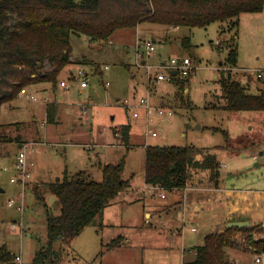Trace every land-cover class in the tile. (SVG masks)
I'll use <instances>...</instances> for the list:
<instances>
[{
	"label": "rangeland",
	"instance_id": "1",
	"mask_svg": "<svg viewBox=\"0 0 264 264\" xmlns=\"http://www.w3.org/2000/svg\"><path fill=\"white\" fill-rule=\"evenodd\" d=\"M10 21L14 23L16 17L12 15ZM183 35L190 36V45L187 47L180 43ZM145 39H152L155 45V49L147 55ZM70 43L76 60L86 55V62L81 64L89 71L88 86L80 92L72 91L74 102H78L73 105V112L76 121L80 122L75 126L81 125L83 129L92 131L89 136H94L97 142L95 146H91L89 141L88 146L74 141L66 146L53 147L50 143H45L34 144L29 148L25 143L19 147L16 140L0 142V245L5 244L12 256L20 253L25 264H33L34 254L46 245V210L43 201L36 197L33 186L38 185L42 190L48 210L54 214L59 213V200L43 185V180H54L60 174L57 170L62 161L69 168L68 172L74 173L82 169L89 173L90 177L99 180L102 176L101 164L117 161L125 156L123 177L127 178L130 171H134V174L128 179L130 184L124 188L123 193L113 197L109 203L113 205L111 207L118 209L116 216H120L124 209H133L136 216L137 209L143 203V196L136 191V185L142 181L145 140L154 145L192 144L197 147H211L213 151L217 149L216 152H220L224 151L221 146L226 141L237 146L241 136L249 135L253 131L258 132V136H262V133L264 136V111L224 109L221 106L224 97L219 83L221 70L228 67V63H224L228 52L234 48L237 60L228 71L229 75L244 85L249 83V92H258L255 70L264 66V9L241 12L238 16L214 21L206 26H180L175 30L164 24L142 21L137 28H118L109 38L103 40H90L84 34H71ZM136 44H139V50L144 52L143 58L138 61L135 55ZM184 55L191 58L195 69L187 76L188 81H185L182 87L179 77L156 82L148 80L149 76L155 75L156 71L161 69L158 68L161 59L169 60L171 56ZM144 59L146 63H143ZM106 64L108 68H104ZM146 64H151L152 68L148 69ZM75 65L76 63L69 64L63 71L67 73L70 68L74 70ZM45 66L47 69L51 68L47 62ZM106 80L110 83L107 87L102 83ZM60 86L62 87L61 79ZM155 96L158 99L152 102ZM139 97H148L150 104H158L165 110L170 109L172 113L155 117L147 124L143 113L140 112L139 117L132 115L135 108L141 111V107L135 104ZM125 98L129 99L132 106L125 107L122 104ZM19 100L23 101L21 108L16 111H20L19 115L27 109L25 106L34 104L24 98ZM79 102L86 104L85 113L79 107ZM12 112L4 110L0 121H11V116L16 114ZM112 115L114 118H111ZM128 120L132 124L131 141L136 143L128 149L108 144V135L112 137L109 126ZM66 121H70L69 117L64 122ZM69 125L72 126L71 122ZM69 125L66 122L58 127L64 131L66 142ZM12 126H8L6 131L14 135ZM104 127H107V132L102 130ZM147 127L156 131V134H147ZM222 130L226 131L227 136ZM80 133L83 134L82 131ZM114 136L115 143L124 146L121 137L115 133ZM262 138L252 141V145L261 148L264 145V137ZM241 146L240 144L238 148ZM247 146L249 145H244ZM23 149L27 161L31 163L30 178L25 186L10 180L17 172L16 167H13L16 154ZM1 188H4V191ZM161 192L168 194L163 188ZM132 194L135 199L130 201L127 196ZM160 196L159 193L157 200L165 203L166 199ZM10 198L16 201V205L22 204V210L15 205L9 206L7 202ZM168 215L163 213L156 227L151 228L154 233L152 238L138 235L137 230L136 233L134 230H128L127 233L132 235L133 241L129 244L131 247L123 243L122 250L116 248L119 245L107 247L111 238L121 231L108 227V230L104 231L103 240L100 232L101 217H96L72 238L57 241L55 252L46 264H183L182 262L195 256L193 248L202 244L203 240L186 231L184 252L179 247V236H174L178 239L176 244L165 240V237L171 236V230L181 227L179 221L172 225L173 223L168 221ZM13 223L16 224L15 227L11 225ZM252 235L253 238H264V234L259 232ZM244 236L246 233L243 229L234 234L236 239H241L240 245H244ZM170 244L172 246H169ZM136 245H139L138 248ZM226 255L233 264H259L246 244L244 247H227ZM0 264L13 262L11 259L9 263Z\"/></svg>",
	"mask_w": 264,
	"mask_h": 264
},
{
	"label": "trees",
	"instance_id": "2",
	"mask_svg": "<svg viewBox=\"0 0 264 264\" xmlns=\"http://www.w3.org/2000/svg\"><path fill=\"white\" fill-rule=\"evenodd\" d=\"M264 0H0V107L16 98L27 85L42 80L53 84L60 70L70 62L71 34H84L90 40H103L118 28L133 27L142 21L170 26H206L223 21L241 12L260 11ZM16 21L12 23L10 17ZM190 45V36L181 39ZM237 53L232 48L226 57L227 70H221L219 83L227 110H264V88L249 92L246 85L231 78L228 71L236 63ZM46 62L51 66L45 68ZM189 75L179 77L180 86ZM176 77V76H175ZM185 78V79H184ZM264 87V86H263ZM54 104L47 105V120L52 121ZM7 124L0 122V142L19 141L9 135ZM217 129V127H213ZM128 123L115 127L122 143L128 149ZM227 136L225 130H222ZM125 158L101 164V179L90 177L84 171L65 172L60 178L44 182L60 203L59 213L48 210L38 185L33 186L36 197L46 210V245L33 257V264H46L55 252L60 239H70L94 218L102 215L104 207L122 189L129 185L123 178ZM205 171L200 179L212 185L219 176L218 161L211 147L187 145L147 144L144 159V180L163 189L184 187L193 174ZM239 226H228L220 233H210L195 247V256L183 264H233L226 255L227 247L252 244L264 251V238H253L254 225L242 228L247 232L240 245L234 234ZM264 236V235H263ZM121 237L112 238L107 247L119 245ZM12 255L5 244L0 245V262H11Z\"/></svg>",
	"mask_w": 264,
	"mask_h": 264
},
{
	"label": "crops",
	"instance_id": "3",
	"mask_svg": "<svg viewBox=\"0 0 264 264\" xmlns=\"http://www.w3.org/2000/svg\"><path fill=\"white\" fill-rule=\"evenodd\" d=\"M140 23H138L135 27L137 28ZM167 26L171 27L172 30L180 27L170 25ZM137 45L139 44H136V46ZM84 56L86 57V55H82L79 60H76L75 55L71 50L70 62L60 70L54 84L49 80H42L36 83H32L25 86V92H20L19 95L13 100L1 104L0 116L2 112L7 109L11 112L13 109L12 113H16L11 116V121L2 123L7 124L8 126L13 125L12 127H14V135L9 133L8 130L7 133L9 135L18 136L20 138L18 141L19 147H21L23 143L27 144L29 148H32V145L34 144L43 145L45 143H50L53 147L55 145L66 146L67 143L72 144V142L74 141H78L80 145L87 146L89 144V141L92 143L91 146H95V143L97 142L94 140V136H89L92 131L89 132L83 129L81 125L75 126V124H78L80 122L76 121L73 112V105L78 102H74L72 91L80 92L84 87L88 86L86 85L84 87H81L78 83L79 77L77 78L76 75L79 68H83L87 72V76L89 74V71H87L81 64L83 62H86ZM145 60L146 59L142 61ZM163 60L164 59H161V61ZM89 61L90 59L88 60V62ZM72 63H76V65L74 66L75 71L71 70L70 68L69 72L65 73L63 71L64 68ZM222 63L223 61L220 62V64ZM59 79H61L62 87H59ZM108 81L109 80H106V82ZM106 82H102L105 87L109 86L110 84L109 82L108 84H106ZM256 82L258 91L261 88H264L262 81L257 77ZM246 87L249 89L250 84L247 83ZM31 94L35 96L34 99L30 98ZM21 98H24L25 100L34 104H28L27 106H25V108L27 109H24L22 114L19 115L20 111H16L21 108L20 104L23 103V101L19 100ZM156 99L158 98L155 96L154 99H152V102H154ZM48 104H54L55 108V113L52 121L47 120ZM79 105V107L81 108L82 102H79ZM153 106H158V104H154ZM86 109L87 107L84 110L81 108L82 112L84 113L86 112ZM68 117L70 121L66 122H68V125L71 122L72 126L70 127L69 125L70 129H67L66 134L68 137V142H66L65 137H63V135L65 134L64 131L60 130L58 127L63 126L64 123H66L64 122L65 119ZM111 118H114V115H112ZM126 123L130 125L128 146H133L136 143L131 141L130 131L132 124L128 120L127 122H121L119 124L109 126L111 130L110 132H112V137H109L108 135V144L113 147H125V145L122 146L118 143H115L116 137L114 136V129L117 126ZM40 126H42L41 129ZM102 130H106L107 132L108 129L107 127H104ZM80 131H82L83 134L80 133ZM258 135V132L254 133L253 131L249 135L245 134L241 136L238 140L237 146H234L229 141H226L225 144L221 146V149H224V151L216 152L217 149H215L214 152L218 161L219 171L216 185L209 184L206 178H204L205 180L200 179L205 171L197 170V175L194 174V176L184 187L165 189L168 191V194H165L164 197L160 196L161 198L166 199L165 203H160L157 200V196L159 193H161L162 188L146 183L144 180L143 170L141 172L142 181L136 185V191H139L143 196V203L139 207V209H137L138 212L136 216L133 209H124L121 212L120 216H116V213H118V209H114L113 207H111L113 206L111 205V203L107 204L103 209L102 215L100 216V232L102 233L103 240L104 231L108 230V227L117 228L118 230L115 231H121L120 233L116 234L117 236L121 237V242L116 248H121V250L124 244L130 246L129 244L133 241L132 235L130 233H127L128 230H134L135 233L137 230L138 235H147L149 238H152L154 233L151 231V228L156 227V224L159 222V219L162 218L163 213L167 215L169 214L168 221L170 220V223H173L172 225H176L178 221V223L181 222V227L179 229L176 228L173 231L171 230V236L165 237V240L167 239L172 242V244H176L178 242V239L174 238V236H179V242L181 244V246L179 247L183 252L185 251L184 238L186 231H190L191 234H193L194 236H198L199 239H202L204 242V238L207 234L220 233L224 231L228 226H230V223L233 221H248V224L236 225L240 227V232L244 227L249 228L253 227L254 225L264 227V154L262 153L264 145L261 148H257L252 145L254 141H257V139L264 137L263 133L261 134L262 136ZM143 144L144 147H146V145L150 143L145 140ZM240 144L242 146L238 148ZM245 144H248L249 146L244 147ZM15 162L16 161L13 162V167H16ZM57 171H59L60 174L56 176L55 179L60 178L65 172H67L68 174H74L78 171L86 172L82 169L76 170L74 171V173L68 172L70 170L64 161H62L60 166H58ZM86 174L89 175V173L87 172ZM133 174L134 171H130L127 178L125 179H129ZM49 181L53 180H43V182ZM1 190L4 191V188H1ZM123 191L124 189H122L117 194V196L121 195ZM127 198L130 201H133L135 199V196L134 194H132L131 196H127ZM140 210H142L141 213ZM153 218L155 219V221H153ZM183 230L185 231V233L183 232ZM244 232L247 234L246 231ZM252 232H259L260 234H264L262 231H258L256 229H253ZM240 240L241 239H237V242L239 244L241 242ZM172 244H170L169 246H172ZM138 246L139 245H136L135 247L138 248ZM124 250L125 249H123V251ZM193 252L195 254L194 248ZM102 264L118 263L105 262Z\"/></svg>",
	"mask_w": 264,
	"mask_h": 264
},
{
	"label": "built area",
	"instance_id": "4",
	"mask_svg": "<svg viewBox=\"0 0 264 264\" xmlns=\"http://www.w3.org/2000/svg\"><path fill=\"white\" fill-rule=\"evenodd\" d=\"M144 46H145V53L146 55L149 54L150 52H152L155 49V45L153 43L152 39H147L144 40ZM136 60L138 61L140 58L143 57L144 52H141L139 50V45L136 46ZM143 63H146L145 61H143ZM148 69H151V64H146ZM104 68H108V65H105ZM158 69L156 71V74L153 76H149V81L152 82H156L159 80H171L173 77H180V76H186V75H190V73L195 69V67L192 64V60L189 56L184 55L182 57H175V56H171L169 58V60L164 59L163 61H161V64L158 65ZM228 67H224V70H227ZM256 76L258 79H260L264 85V67L263 68H257L256 70ZM149 72V71H148ZM175 72V74L173 73ZM77 78H78V83L81 87H84L86 85H88L89 79L87 76V72L83 69V68H79L77 70ZM106 84H108V82H106ZM25 87L21 88L20 92L23 93L25 92ZM19 92V93H20ZM30 98H35V96L33 94L30 95ZM122 104L124 106H132V104L130 103L129 99H123ZM138 107H141V111H138L135 109H133L132 111V115L134 117H139L140 112L143 113V117H144V121L148 124L150 123L152 120H154L155 117H160L163 116L165 114L170 115L172 113V111L170 109L165 110L162 106H153L152 104H150L148 97H139L137 102L135 103ZM136 107V106H135ZM83 110L86 108L85 103H82V107ZM139 109V108H138ZM147 134H151V135H155L156 131H154L153 129H151L150 127H147ZM116 135L121 137L120 132H116ZM22 149V148H21ZM263 154H264V149H263ZM15 166H16V174L14 176H12L10 178L11 181L13 182H19L22 185H26L27 181L30 178V163L27 161L26 159V153L23 150H20L17 155H16V162H15ZM25 188V187H24ZM160 195L162 197L165 196V193L161 192ZM7 204L9 206L15 205L18 209L22 210L23 205L22 204H17L16 205V201L12 198H10L7 202ZM13 227L16 226V224H11ZM248 248L251 249V251L254 254V260L256 262H258L259 264H264V251L258 249L257 247H255L252 244H247ZM12 262L13 264H25L23 263L22 260V256L21 254H16L13 255L12 257Z\"/></svg>",
	"mask_w": 264,
	"mask_h": 264
},
{
	"label": "water",
	"instance_id": "5",
	"mask_svg": "<svg viewBox=\"0 0 264 264\" xmlns=\"http://www.w3.org/2000/svg\"><path fill=\"white\" fill-rule=\"evenodd\" d=\"M175 74V72H173ZM248 224V221H233L230 223V226H236V225H245Z\"/></svg>",
	"mask_w": 264,
	"mask_h": 264
}]
</instances>
